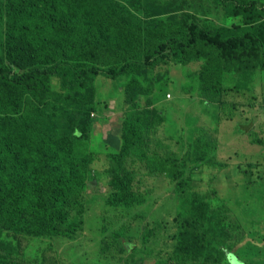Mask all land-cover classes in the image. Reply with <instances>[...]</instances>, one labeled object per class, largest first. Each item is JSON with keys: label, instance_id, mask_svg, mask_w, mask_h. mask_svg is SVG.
Listing matches in <instances>:
<instances>
[{"label": "rangeland", "instance_id": "obj_1", "mask_svg": "<svg viewBox=\"0 0 264 264\" xmlns=\"http://www.w3.org/2000/svg\"><path fill=\"white\" fill-rule=\"evenodd\" d=\"M114 1L127 7L129 26L149 34L154 28L151 18L196 23L202 30L231 35L246 27L241 16L228 10L231 0ZM263 22L264 18L256 21ZM145 46L150 64L143 69L116 79L104 72L89 75L85 85L71 90L51 76L44 92L26 96L39 101L40 107L51 102L49 112L66 135L74 128L85 132L77 145L90 172L78 187V230L70 235L3 230L0 243L14 252L9 261L178 264L175 234L186 221L183 231L196 224V232L210 237L203 247L193 249L206 264H264V56L252 70L218 73L206 59L191 57L179 63L169 49L155 53L150 44ZM0 60L13 72L34 66L31 46L21 38L9 41L1 33ZM217 84L220 89L207 94ZM127 91L133 92L140 109L157 110L160 120L150 128L144 151L125 158L121 166L126 172L116 169L112 174L108 157L117 154L120 160L125 152L121 136L131 106ZM59 92L68 99L58 101ZM19 93L0 81L1 97ZM92 94L96 109L85 119L79 117L76 109L82 111ZM31 103L24 105L35 106ZM181 169L191 175L188 188L169 177ZM211 241L220 242L219 247Z\"/></svg>", "mask_w": 264, "mask_h": 264}, {"label": "trees", "instance_id": "obj_2", "mask_svg": "<svg viewBox=\"0 0 264 264\" xmlns=\"http://www.w3.org/2000/svg\"><path fill=\"white\" fill-rule=\"evenodd\" d=\"M256 1L229 2L228 10L241 16L246 26L231 35L202 30L196 23L154 18L152 33H144L141 27L129 26L131 23L125 19L127 7L114 0H0L1 36L9 41L21 38L29 44L34 64L30 69L13 72L0 60V81L13 85L21 95L0 96V234L8 230L14 234L70 235L81 224L78 213L82 194L78 187L83 185L90 168L77 143L86 136L85 132L74 128L66 135L58 130L59 120L49 112L51 102H45V107L36 106L40 102L34 103L26 97L28 94L44 92L51 76L59 77L62 88L71 90L85 85L89 75L104 72L116 79L143 69L150 64L146 43L155 53L169 49L179 63L191 57L206 59L218 73H235L246 67L252 70L263 63L264 56V22L256 23L264 18V2ZM129 85L126 81L125 88ZM218 89L217 84L207 94ZM127 93L131 106L121 136L125 152L120 160L117 154L108 157L112 164L108 172L112 174L116 169L126 172L121 166L125 158L144 151L150 128L154 129L160 120L157 110L140 109L133 92ZM57 94L58 101L68 99L61 92ZM85 99L89 101L84 109L75 111L84 119L91 109H96L94 94ZM26 102L35 106H25ZM171 160L174 159L167 158ZM170 174L175 185H192L187 170ZM185 222L180 223L175 234L179 248L176 262L206 264L193 249L203 247L210 237L196 232V224L183 231ZM211 242L216 248L220 245ZM9 250L0 243V264H19L8 260L14 253ZM220 252L223 259H228L224 250ZM234 257L244 263L241 257Z\"/></svg>", "mask_w": 264, "mask_h": 264}, {"label": "built area", "instance_id": "obj_3", "mask_svg": "<svg viewBox=\"0 0 264 264\" xmlns=\"http://www.w3.org/2000/svg\"><path fill=\"white\" fill-rule=\"evenodd\" d=\"M168 95V94H167Z\"/></svg>", "mask_w": 264, "mask_h": 264}]
</instances>
